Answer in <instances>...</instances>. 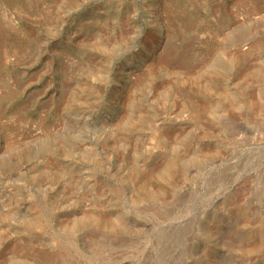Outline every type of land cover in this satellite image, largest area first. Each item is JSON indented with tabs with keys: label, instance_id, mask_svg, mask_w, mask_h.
I'll use <instances>...</instances> for the list:
<instances>
[{
	"label": "rangeland",
	"instance_id": "rangeland-1",
	"mask_svg": "<svg viewBox=\"0 0 264 264\" xmlns=\"http://www.w3.org/2000/svg\"><path fill=\"white\" fill-rule=\"evenodd\" d=\"M0 264H264V0H0Z\"/></svg>",
	"mask_w": 264,
	"mask_h": 264
}]
</instances>
